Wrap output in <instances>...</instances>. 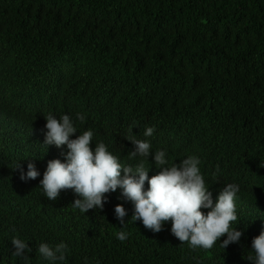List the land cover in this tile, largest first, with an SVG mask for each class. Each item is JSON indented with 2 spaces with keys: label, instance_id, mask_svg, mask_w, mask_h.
<instances>
[{
  "label": "trees",
  "instance_id": "trees-1",
  "mask_svg": "<svg viewBox=\"0 0 264 264\" xmlns=\"http://www.w3.org/2000/svg\"><path fill=\"white\" fill-rule=\"evenodd\" d=\"M65 114L73 139L92 130V149L104 142L123 165L141 159L129 158L125 137L134 134L153 153L166 150L170 164L197 156L214 201L238 184L249 199L236 204L240 241L193 250L171 221L156 233L132 219L119 189L86 214L71 206L79 198L71 189L47 199L43 173L68 150L45 145V117ZM20 162L40 177L21 181ZM144 165L159 172L151 156ZM261 231L264 0H0V264H25L13 255L15 237L29 244V264H49L39 244L61 242L62 264H250Z\"/></svg>",
  "mask_w": 264,
  "mask_h": 264
},
{
  "label": "clouds",
  "instance_id": "clouds-1",
  "mask_svg": "<svg viewBox=\"0 0 264 264\" xmlns=\"http://www.w3.org/2000/svg\"><path fill=\"white\" fill-rule=\"evenodd\" d=\"M45 119V145L66 146L68 150L63 162L60 159L49 161L43 173L40 183L47 199L55 201L62 190L71 189L79 197L71 206L86 214L91 209L102 210L108 202L106 194L119 189L121 197L133 205L132 219L141 221L147 229L156 233L171 221L172 235L183 243L187 242L193 250L211 249L217 241L226 249L240 241L243 233L233 227L238 220L236 204L241 207L239 202L243 201L248 206L249 199L238 184L229 183L218 189L219 195L214 201L197 156H188L179 165L170 164L166 150L153 153L150 142L136 139L133 134L125 137L134 145L129 158L141 159L137 164L123 165L104 142L95 143L92 149V130L73 139L77 128L69 115L59 118L48 115ZM85 119L84 114H76V120L83 122ZM154 132V127H147L144 135L150 137ZM150 156L159 169L158 173L144 165ZM16 169L20 171L23 182L35 180L41 175L34 163L27 165L26 172L21 162ZM243 208L245 211V206ZM114 213L115 218L125 225L128 211L123 204H118ZM127 237L128 233L123 229L117 234V239L122 242ZM222 237L226 238L221 242ZM12 244L16 249L13 255L24 257L25 264H29L30 258L26 255L31 252L29 244L19 237L13 238ZM251 248L254 255L248 257L250 264H264V231L253 238ZM68 251L64 242L55 246L47 243L38 246L39 255L49 264H62Z\"/></svg>",
  "mask_w": 264,
  "mask_h": 264
},
{
  "label": "bare ground",
  "instance_id": "bare-ground-1",
  "mask_svg": "<svg viewBox=\"0 0 264 264\" xmlns=\"http://www.w3.org/2000/svg\"><path fill=\"white\" fill-rule=\"evenodd\" d=\"M215 257V256H214Z\"/></svg>",
  "mask_w": 264,
  "mask_h": 264
}]
</instances>
